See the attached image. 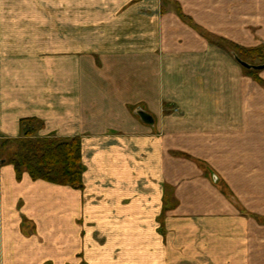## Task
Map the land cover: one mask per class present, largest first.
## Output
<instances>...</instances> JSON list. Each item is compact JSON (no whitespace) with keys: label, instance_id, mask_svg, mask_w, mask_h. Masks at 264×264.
I'll use <instances>...</instances> for the list:
<instances>
[{"label":"crops","instance_id":"1","mask_svg":"<svg viewBox=\"0 0 264 264\" xmlns=\"http://www.w3.org/2000/svg\"><path fill=\"white\" fill-rule=\"evenodd\" d=\"M195 5L264 43V0ZM166 31L155 0H0V143L35 119L82 163L80 189L0 166V264H264V89Z\"/></svg>","mask_w":264,"mask_h":264},{"label":"rangeland","instance_id":"2","mask_svg":"<svg viewBox=\"0 0 264 264\" xmlns=\"http://www.w3.org/2000/svg\"><path fill=\"white\" fill-rule=\"evenodd\" d=\"M156 1V19L160 23L161 27L167 29V37L171 41L169 44L174 47L185 46L186 49H194L195 54H182L181 57H186L188 62L199 61L201 58L205 62H229L234 63L236 68L237 77H246L252 81L254 87L264 89V70L259 71L253 69L254 67H260L264 65V43L257 38L255 30L252 31L253 39L251 44L243 45L237 41L233 42L226 38H222L220 35L213 33L210 29L201 24L197 19L200 17L198 6L195 5L196 0H155ZM202 1L205 8V13H210L208 9H211L212 0H199ZM217 1V0H216ZM219 2L223 0H218ZM227 1V0H226ZM183 2V4H181ZM200 47L203 50H200ZM188 51V50H187ZM204 51V53H202ZM160 56V55H158ZM181 59V58H180ZM182 61L184 58H182ZM238 62L247 64L250 69L242 67ZM220 73H229L232 75V69L219 70ZM218 71V72H219ZM174 107L171 108V111ZM132 110V109H131ZM173 112V111H172ZM39 125L29 126L32 137H39L36 133ZM57 138L55 136H48ZM61 139V138H59ZM81 145V143H80ZM19 145L10 146L5 150L4 156H12L17 153ZM0 155V160L4 158ZM1 165H11L9 163H3ZM12 166V165H11ZM14 168V167H13ZM23 174H27L23 172ZM28 175V174H27ZM29 176V175H28ZM30 177V176H29ZM220 188L224 194L227 195L230 190L223 184H220ZM174 200V199H173ZM172 200V202H173Z\"/></svg>","mask_w":264,"mask_h":264},{"label":"trees","instance_id":"3","mask_svg":"<svg viewBox=\"0 0 264 264\" xmlns=\"http://www.w3.org/2000/svg\"><path fill=\"white\" fill-rule=\"evenodd\" d=\"M259 83L264 84L262 81ZM32 125H38L37 120H21V137L0 143L2 156L10 146L19 145L17 153L4 156L0 162L11 164L17 179L26 172L34 181L41 180L54 185L80 189L82 185L80 140L52 137L35 139L29 129Z\"/></svg>","mask_w":264,"mask_h":264},{"label":"water","instance_id":"4","mask_svg":"<svg viewBox=\"0 0 264 264\" xmlns=\"http://www.w3.org/2000/svg\"><path fill=\"white\" fill-rule=\"evenodd\" d=\"M242 67L244 68H247V69H250V67L243 63V62H238ZM253 69L255 70H259V71H262L264 70V65L263 66H260V67H254ZM134 115L139 119V121L145 125H148L149 127H153L154 126V120L153 118L148 115L145 111H143L142 109H137L135 112H134ZM0 164H3L0 162Z\"/></svg>","mask_w":264,"mask_h":264}]
</instances>
